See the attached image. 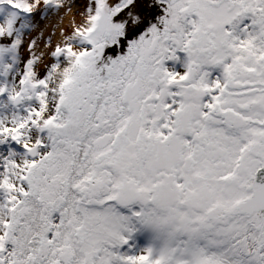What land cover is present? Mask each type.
I'll use <instances>...</instances> for the list:
<instances>
[{
	"label": "snow or ice",
	"instance_id": "1",
	"mask_svg": "<svg viewBox=\"0 0 264 264\" xmlns=\"http://www.w3.org/2000/svg\"><path fill=\"white\" fill-rule=\"evenodd\" d=\"M0 264H264V0H0Z\"/></svg>",
	"mask_w": 264,
	"mask_h": 264
}]
</instances>
